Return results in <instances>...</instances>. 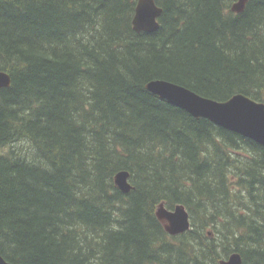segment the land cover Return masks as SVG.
I'll return each instance as SVG.
<instances>
[{"label":"trees","instance_id":"obj_1","mask_svg":"<svg viewBox=\"0 0 264 264\" xmlns=\"http://www.w3.org/2000/svg\"><path fill=\"white\" fill-rule=\"evenodd\" d=\"M0 0V253L14 264H264V146L145 85L264 102V0ZM130 172L133 188L115 183ZM182 203L169 234L158 206Z\"/></svg>","mask_w":264,"mask_h":264},{"label":"water","instance_id":"obj_2","mask_svg":"<svg viewBox=\"0 0 264 264\" xmlns=\"http://www.w3.org/2000/svg\"><path fill=\"white\" fill-rule=\"evenodd\" d=\"M249 0H237L231 10L241 13ZM163 8L157 0H138L132 20L137 32H154L159 29V18ZM11 84L8 72L0 70V88ZM146 87L161 98L187 110L196 118H208L215 124L251 138L264 146V102L253 99L244 93H236L226 100L204 97L197 92L166 79H152ZM115 182L120 190L130 192L133 185L128 170H120L115 175ZM158 218L164 223L171 235L183 233L191 228L190 214L184 204H177L172 209L161 203L157 209ZM0 264H14L0 253ZM220 264H243L240 252H232Z\"/></svg>","mask_w":264,"mask_h":264},{"label":"bare ground","instance_id":"obj_3","mask_svg":"<svg viewBox=\"0 0 264 264\" xmlns=\"http://www.w3.org/2000/svg\"><path fill=\"white\" fill-rule=\"evenodd\" d=\"M237 1V0H236ZM236 1H234V2H236ZM231 6H232V4H231ZM174 83V82H173ZM147 84V83H146ZM145 87H146V85H145ZM147 88V87H146ZM148 89V88H147ZM149 90V89H148ZM151 91V90H150ZM152 92V91H151ZM199 94V93H198ZM158 95V94H157ZM201 95V94H200ZM159 96V95H158ZM160 97V96H159ZM205 97V96H204ZM161 98V97H160ZM207 98H209V97H207ZM161 99H163V98H161ZM213 99V98H212ZM166 100V99H165ZM168 101V100H167ZM169 102V101H168ZM171 103V102H170ZM171 104H173V103H171ZM175 105V104H174ZM177 106V105H176ZM179 107V106H178ZM208 119V118H207ZM212 121V120H211ZM215 123V122H214ZM130 173V172H129ZM116 183V182H115ZM117 185V184H116ZM118 187V186H117ZM119 188V187H118ZM162 203H164V202H162ZM180 204V203H179ZM182 204V203H181ZM186 207V206H185ZM187 208V207H186ZM188 210V209H187ZM189 212V211H188ZM189 214H190V212H189ZM230 255V254H229ZM228 255V256H229ZM227 258V257H226ZM224 259V258H223ZM222 260V259H221ZM220 262V261H219Z\"/></svg>","mask_w":264,"mask_h":264},{"label":"rangeland","instance_id":"obj_4","mask_svg":"<svg viewBox=\"0 0 264 264\" xmlns=\"http://www.w3.org/2000/svg\"><path fill=\"white\" fill-rule=\"evenodd\" d=\"M166 207H168L167 205H166ZM169 208V207H168ZM170 209H172V208H170Z\"/></svg>","mask_w":264,"mask_h":264}]
</instances>
